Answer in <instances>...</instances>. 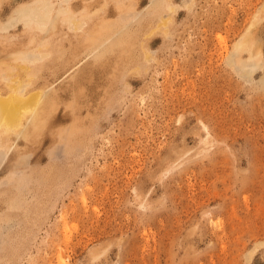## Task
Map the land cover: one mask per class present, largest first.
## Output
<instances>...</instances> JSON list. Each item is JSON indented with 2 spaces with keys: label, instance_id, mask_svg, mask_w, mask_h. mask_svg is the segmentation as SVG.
Instances as JSON below:
<instances>
[{
  "label": "rangeland",
  "instance_id": "374dc122",
  "mask_svg": "<svg viewBox=\"0 0 264 264\" xmlns=\"http://www.w3.org/2000/svg\"><path fill=\"white\" fill-rule=\"evenodd\" d=\"M261 4L197 0L142 44L150 58L137 34L128 58L99 51L65 77L58 69L57 81L47 62L55 91L19 139L33 165L18 172L28 184L19 226L0 223V264H264V75L241 77L237 56L226 63ZM92 28L87 43L60 39L80 58L114 30ZM12 48H0V61ZM15 153L0 179L15 176ZM0 187L1 213L18 188ZM19 228L24 241L3 260Z\"/></svg>",
  "mask_w": 264,
  "mask_h": 264
},
{
  "label": "bare ground",
  "instance_id": "6f19581e",
  "mask_svg": "<svg viewBox=\"0 0 264 264\" xmlns=\"http://www.w3.org/2000/svg\"><path fill=\"white\" fill-rule=\"evenodd\" d=\"M4 1L11 2V0H0V9H2L1 6ZM13 1L16 4H12L13 7L7 10L10 12L4 17L0 13V48L4 46L14 47L5 54L3 61H0V79L3 81L2 87H0V169L5 165L6 159L9 156L13 157L16 152L14 161L10 164L15 176H7L0 179V182L17 187L19 192L10 197V200L8 199L5 210L0 213V223H4L3 225H6V228L9 226L15 228L20 224L17 222L20 220H16L15 216H19L23 212L24 203L22 202L23 197L20 198L22 192H20V189L24 188L26 180L18 172L19 170L31 169L33 164L28 161L30 155L27 156L20 152L18 144L19 139H27V130L36 125V118H39V113H42L50 105L49 101L53 98L55 84L53 81L50 84L47 77L53 76L56 81L60 80L56 77L60 72L58 69L67 67L63 76L65 77L84 60L99 51L100 55L110 53L113 56L114 53H118L124 58L125 56L128 58L130 56L129 50L133 48L131 36L133 35V38H136L134 35L137 34L139 37L137 42L141 43L139 49L148 58L150 55L148 48L142 44H145L146 41L148 44L154 43V40L148 38L154 34V30L160 27H164L165 30L168 29L167 27H171L172 23L177 21L181 11L190 13L197 2V0H147V2L145 0ZM143 1L146 2L144 5H142ZM111 8L115 14L112 17L109 15L112 12ZM262 22H264V4L254 9L245 30L234 43L233 52H230L227 57L226 63L230 66L236 65L235 57H238L241 77H252L259 69L264 75V36L261 37L254 32L256 30V33H262L261 26L264 25H261ZM95 23L100 24L102 28L97 30L103 31L113 27V34L103 40L98 48L82 56L83 58L75 57L74 50L66 49L65 43L60 38L66 37L69 32L73 35L79 34L87 43L88 37L94 32L92 26ZM164 34L166 36V32ZM217 37L218 40L223 41L220 35ZM70 42H66L68 47L71 46ZM244 51L247 52L245 57L242 56ZM6 59L10 60L7 61ZM49 61L53 64L47 69L48 76L44 77L45 74L42 73V70ZM3 65L5 69L2 67ZM128 71L130 73L129 69ZM236 72L238 73V71ZM39 74L42 82H39L40 85H35L34 79L38 78ZM261 79L264 82V76ZM64 94H67V92H64ZM33 105H35L34 115L29 117L30 119L28 118L26 123H23L21 121L23 111L33 107ZM64 117L65 115L62 116V118ZM73 131L70 129L67 134H72ZM69 138H71V135ZM46 171L47 173L51 172ZM25 234L22 228L17 229L13 234L9 233L11 244L3 248V257L5 253H11L13 247H17L18 242L24 241ZM6 258L5 256L2 259L5 260Z\"/></svg>",
  "mask_w": 264,
  "mask_h": 264
}]
</instances>
